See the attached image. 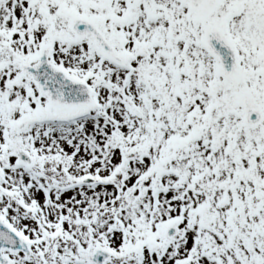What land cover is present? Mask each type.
I'll return each instance as SVG.
<instances>
[{"label": "snow or ice", "instance_id": "obj_1", "mask_svg": "<svg viewBox=\"0 0 264 264\" xmlns=\"http://www.w3.org/2000/svg\"><path fill=\"white\" fill-rule=\"evenodd\" d=\"M0 264H264V0H0Z\"/></svg>", "mask_w": 264, "mask_h": 264}]
</instances>
